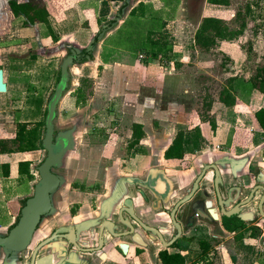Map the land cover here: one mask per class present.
<instances>
[{
    "label": "crops",
    "instance_id": "obj_1",
    "mask_svg": "<svg viewBox=\"0 0 264 264\" xmlns=\"http://www.w3.org/2000/svg\"><path fill=\"white\" fill-rule=\"evenodd\" d=\"M9 1L12 0H0V77L1 83L5 85V91H0V232L16 221L24 207V202L32 195L37 176L36 165L42 153L44 121L27 119V115L21 109L23 103L19 89L25 86L22 94L33 92L38 96L33 102L35 114L36 111H46L47 107L41 95L44 89L40 87H43L42 81L51 78V74L44 69L41 77H38L34 71L35 64L40 61L47 65L62 63L71 53L75 55L73 63L77 66L78 82L74 90L62 95L56 112L58 109L67 111L70 107H79L80 105L76 104L75 91L80 87L81 80H88L91 86L89 88L85 86V92L90 89L88 92L90 94L85 102L94 104L100 102L106 107H99L106 115L99 116L101 114L97 113L98 119L103 120L106 116L109 118L112 114L113 119H129L131 121L129 139L133 138L134 126H139L144 134L145 127L153 121H158L160 126L166 128H176L177 125L182 124V120L188 118L193 126L187 127L183 132L182 156L190 148L204 152L201 158L192 161V165L198 168L219 159L229 160L234 163V172L237 178L239 177L237 183L240 184L242 176L245 177L248 171L250 173L253 169L252 172L259 174L258 178L263 182L261 185H264V131L255 118V113L264 108L263 91L254 89L248 96L236 98L232 107H225L218 98H214L212 102H207L210 103V107L205 109L207 117L205 116L203 121H201L202 116L197 115L195 111L187 114L186 111L172 109L177 103L179 105L177 101L166 102L168 107L163 106L165 105L163 96L165 92L167 93L166 78L181 77L182 67L189 62H197L193 59L197 52L194 38L201 21L204 18L222 20L228 33H233L227 23L234 17L232 4L235 0H228L225 6L213 5L207 0H180L175 3L176 5L174 1L172 5H165V0H14L18 4L32 2L36 3L38 8H44L48 14L47 25L36 21L30 23L23 16L15 17L9 8ZM193 3H197L196 21L185 17L190 16L188 6ZM139 4L147 6V10L160 14L164 11L173 16L172 19L164 20L161 24L160 31L166 35L170 46V50L165 54L160 53L156 57H151L141 49L142 46H138V50L134 51L114 43L113 38L128 20L130 12ZM43 28L44 36L36 34L37 30L42 31ZM145 34L147 36V33ZM180 35L185 38L179 37ZM217 42L216 39L217 45L224 43ZM134 43L141 45L140 42ZM103 50L109 55L107 63L101 60L100 55ZM198 50L209 52L211 49ZM226 53L231 55L232 52ZM79 60L82 62L79 63ZM12 61L15 64L21 62L23 69L11 64ZM24 64L30 66L28 71L24 70ZM48 67L52 71L51 66ZM262 68L264 64L251 78L256 77ZM37 79L40 81L37 82ZM82 89L84 90L83 87ZM177 90L179 91L175 88L170 92L175 93ZM187 91L183 90V93L188 94ZM106 109L113 112L107 114ZM97 111L95 107L94 112ZM164 121L171 123L165 124ZM211 122L214 123V128L211 127ZM18 124H25L27 130L42 124L37 143L39 149L29 152H20L17 149L19 143L15 140ZM175 132V129L170 132L168 141L164 138L166 142L161 151L163 160L166 159L165 152L172 145ZM141 143L142 138L139 140V144ZM246 155L248 157L244 159ZM220 167L223 185L226 188L232 183L230 177L232 170L226 164H220ZM189 172L193 173L192 170ZM175 175L182 180L178 174ZM210 177L209 173L207 178ZM154 180L156 179L153 176H148L147 183L154 185ZM152 192L153 194H149L151 201L146 207L138 205V200H134V207L143 212V217L148 222L155 223L157 217L154 214L158 213V210H154L156 206H152L150 202H158L156 198L158 194L154 190ZM246 192L247 190L243 189L242 193ZM176 200H172L173 203ZM218 223L220 226L217 228L218 234L225 239L221 248L225 249L226 253L223 254L220 263L209 262L206 258L208 254L202 255V243L199 239L187 240L185 244L190 248L185 246L183 248L186 249L181 248L179 252L168 249L164 252L167 255L182 256L184 264H264V232L259 237H251L247 232L240 234L235 227L229 225L222 227L219 216ZM208 229L210 233H214L211 228ZM208 246L210 249L209 244ZM137 248L136 245H130L128 250L124 251L125 257L118 251L108 250V264H163L159 258L161 253L158 254L151 247L137 252ZM218 258L219 255L216 253L212 261ZM102 263L103 261H100L95 264Z\"/></svg>",
    "mask_w": 264,
    "mask_h": 264
},
{
    "label": "rangeland",
    "instance_id": "obj_2",
    "mask_svg": "<svg viewBox=\"0 0 264 264\" xmlns=\"http://www.w3.org/2000/svg\"><path fill=\"white\" fill-rule=\"evenodd\" d=\"M168 1L172 4L171 0ZM196 6L197 3L188 6L190 16L187 15L185 17L193 19L192 21L197 19V13L195 12ZM232 6L234 17L227 24L234 34L227 38L218 39V42H224L223 45H217L215 43L209 52H201L197 48V52L193 56V59L197 62H189V64L182 67L181 77L173 79H170V77L166 78L167 85H165V91L167 93L165 92L163 96L164 107H168L166 102L177 101L179 105L177 103V106H173L172 109L183 110L187 114L195 111L197 115L202 116L201 121H203L204 117H207L205 115L207 102H212L214 98L219 99L223 89H226V87L229 88L231 84H236L235 82L229 83V80L233 78L249 80L256 70L264 64V0H235ZM149 26H151V23L148 20L139 22V20L130 18L122 31L115 35L113 41L115 44L124 45L130 50H138V43H132V39L140 40L145 34L144 30L148 29ZM41 30H37L36 34L44 36V28ZM235 31L239 32L238 35L235 34ZM179 37L182 36L180 35ZM229 51L232 52L231 55L226 53ZM21 52L24 53L25 51ZM11 64L21 67V70L23 69L21 62L17 63L19 64L17 65L12 61ZM60 64V62H56L55 64L51 63L47 65L40 61L34 67L35 74L38 77H41L44 69H47L51 74V78L48 80L46 78V80L42 81L43 87H40L44 89L41 95L43 96V102L46 107L60 79ZM48 66H51L52 71L48 69ZM29 67L28 64H24V70L28 71ZM76 67L72 63L68 68L69 79L67 88L63 93L64 95H67L68 91L74 90L76 87L79 78ZM39 81L37 79V82ZM24 88L25 86L19 89V93L21 94L23 103L21 109L24 110L27 119L44 121L47 109H45L46 111H36L35 114L33 102L38 96L34 95L33 92H25L22 94ZM175 88L179 89V91L177 90V92L171 93L170 90ZM183 90H188V94L183 93ZM88 92H90V89L86 91V101L88 99L87 96L90 94ZM94 106L97 107V112H94ZM99 107L106 108L100 102H95V104L85 102L83 106L80 104L79 107H70L67 111L65 109H58L56 112L54 138L67 133L72 138L71 147L64 153L60 166L53 170L56 175L61 177L60 181L63 183V186L59 189V199L67 198L69 195V198L72 197L70 200L75 198L78 201H83L85 205H91L96 199V196L102 195L104 191L101 189L103 187L99 188L96 182H101V186H103V184H106L117 174V168L120 164H123L126 156H132L130 164H133L135 161H138V153L141 152L145 153L147 158L135 172L132 170L129 171L130 173L128 172L131 177H136L146 165L148 176H154V174L162 172L173 182L168 202H173L172 200L182 197L188 190L189 184L193 179V173L189 172L191 171L192 161L195 158L196 160L201 158L204 152L190 148L188 152L183 154L180 160H163L161 151L162 146L166 142L164 138L168 141L171 136L170 132L173 129L176 131L175 138L177 134H183L187 127L193 126L192 121L188 118L187 120H182V124L177 125L176 128H166L165 126H160L158 121H153L152 124L145 127L146 133L143 134L142 143L138 144L131 151L128 146L131 135L129 133L131 121L129 119H113L111 118L113 114L109 118L106 116L103 120L98 119L97 113L101 114L99 116L106 115L105 111H100L101 108ZM106 111L107 114L113 112L109 109H106ZM163 123L170 124L171 122L164 121ZM43 135L44 126L42 127V138ZM157 138L159 139L157 140ZM247 157L248 155L244 159ZM45 158L46 152L42 149L41 156L36 165L37 176L34 180L35 184L39 180L37 168ZM175 174L182 177V180L177 178ZM71 182H76L77 184H81L82 182L85 185L82 186L83 189H81V192H77V190L73 192L70 188L67 192V184H71ZM61 206L63 207V205ZM212 231L214 233L211 232L210 234L206 233L204 235L209 240L210 245L206 258L209 262L220 263L223 254H226L225 249L221 248L225 239L218 234L217 229L212 228ZM251 237H254V235ZM216 253L219 255L218 260H216L217 262L215 260L212 261Z\"/></svg>",
    "mask_w": 264,
    "mask_h": 264
},
{
    "label": "flooded vegetation",
    "instance_id": "obj_3",
    "mask_svg": "<svg viewBox=\"0 0 264 264\" xmlns=\"http://www.w3.org/2000/svg\"><path fill=\"white\" fill-rule=\"evenodd\" d=\"M132 141L134 139L131 137L128 143L129 147ZM138 144L139 142L130 147V150L132 151ZM138 155V161L133 164H130L132 156H126V160H123V164L117 168V174L103 186H101V182H96L97 186L103 187L101 189L104 191L102 195L96 196L91 205H85L83 201H78L75 198L70 200L72 197L69 198V195L67 198L59 199V189L63 186L61 183L51 196L50 211L40 217L26 250L16 253L0 248V264H95L100 261L108 264V250L118 251L125 257L124 251H127L130 245H136L137 252L151 247L158 254L167 249L179 252L185 246L190 248L185 244L190 239L192 241L199 239L201 245H208L209 240L204 237L206 233L210 234L208 228L217 229L220 227L217 221L212 220V214L210 215L209 209L204 204L208 200L215 202L216 205L218 203L214 188L213 166L219 173L218 189L223 202L229 201V199L230 201L234 200L233 207L250 199L247 204L236 210L237 216L231 219L223 217L217 209L220 225L233 227L235 224L238 226L235 228L239 230L240 234L247 232L249 236L259 237L263 234L264 200L261 205L263 216L259 210L263 194L259 189L253 192L263 182L259 180L257 172H252L253 169L250 173L248 171L245 177L242 176L239 184L237 183L239 177L237 178L234 172L235 166L232 161L219 159L198 168L191 164L190 170L193 171L194 179L189 184L186 193L171 204L168 202V198L173 184L162 172L152 175L156 179L154 185L147 183L146 165V168L143 167L136 177H131L129 171L135 172L147 157L143 152ZM220 164H226L232 170L230 174L232 183L226 188L223 185ZM248 169L250 168L248 167ZM204 170V176L195 193L175 210L177 203L189 195L193 184ZM209 173L211 177L207 178ZM59 178L61 179V177ZM83 185L85 184L82 182L81 184L71 182V184H67L66 190L68 192L70 188L73 192L75 190L81 192ZM243 189L247 190L244 194L242 193ZM152 190L158 194L156 197L158 202H150L152 206H156L153 209L158 210V213L154 214L157 217L155 223L148 222L143 217V212L134 207V200L139 201L138 205L146 207L151 201L149 194H153ZM173 210L175 213L172 218ZM19 218L20 214L9 228L0 232V238L8 235L9 231L18 223ZM144 226L153 228V230H146L143 228ZM163 243L166 245L171 243V245L166 247Z\"/></svg>",
    "mask_w": 264,
    "mask_h": 264
},
{
    "label": "trees",
    "instance_id": "obj_4",
    "mask_svg": "<svg viewBox=\"0 0 264 264\" xmlns=\"http://www.w3.org/2000/svg\"><path fill=\"white\" fill-rule=\"evenodd\" d=\"M178 3L180 0H171ZM165 5L169 4L168 0H165ZM208 3L213 5H227L228 0H207ZM9 8L13 15L23 16L26 21L30 23L39 22L43 24H48L47 17L48 14L44 8H38L36 3L27 2L23 4H18L16 1L12 0L8 2ZM176 5V4H175ZM146 8V9H145ZM145 11H142L144 10ZM174 10V9H173ZM148 11V12H147ZM170 11V10H169ZM171 12V11H170ZM146 16V17H145ZM130 18L136 19L140 21L148 20L151 23V26L148 29L144 30L147 33L145 37L143 36L140 40L132 39L133 42H140L142 46L141 49H144L151 57H156L160 53H166L170 50V46L167 43L166 35L161 33V24L164 20H170L173 16L168 12H154L153 10H147V6L143 4H139L137 8H134L130 14L127 21L124 22L123 27H125ZM225 23L222 20H218L215 18H204L195 34V45L200 50L208 51L215 45L216 39L227 38L228 36H232L234 33H228L227 27L224 25ZM123 27L120 31H122ZM243 28V27H242ZM240 32V31H239ZM239 32H235L238 35ZM96 41V39H95ZM121 45V44H119ZM124 46V45H123ZM126 47V46H124ZM101 60L103 63H107L109 55H106L105 50L101 53ZM83 60V59H82ZM82 60H79L81 63ZM229 83L235 82L236 84L229 85V88L223 89L220 93L219 100L225 105V107H232L235 104L236 98H244L250 94L252 90H259L264 92V68L260 69L254 78H250L249 80L244 79H236L233 78L228 81ZM81 85L75 91L76 96V104H84L86 101V88H89L91 84L88 80H81ZM87 83V84H86ZM84 88V90L82 89ZM210 107V103L206 104L205 108L208 109ZM255 118L259 123V126L264 131V108L260 109L255 113ZM40 125H35L30 130L26 129L25 124L17 125V134L16 140L19 143L17 149L20 152H29L35 151L39 149V145L37 144L40 139ZM211 127L214 128V123L211 122ZM133 139L130 147L137 144L139 140L143 137V132L141 131L139 126H134L133 128ZM182 142H183V134H177L172 142V145L165 152V158L170 160H177L182 158ZM28 165V164H26ZM22 173V172H21ZM235 225V224H234ZM233 227H236L235 225ZM232 227V228H233ZM186 248H183L184 250ZM209 250V246L204 244L202 245V255H206ZM163 264H184V258L180 255H167V253H161L159 255Z\"/></svg>",
    "mask_w": 264,
    "mask_h": 264
},
{
    "label": "water",
    "instance_id": "obj_5",
    "mask_svg": "<svg viewBox=\"0 0 264 264\" xmlns=\"http://www.w3.org/2000/svg\"><path fill=\"white\" fill-rule=\"evenodd\" d=\"M74 56V53H71V55L67 56L61 63L59 82L55 86L54 92L47 104V114L44 120V135L41 140V147L46 152V158L37 168L39 180L34 186L33 195L27 199L25 206L20 212L18 223L9 231L7 236L0 238V248L9 249L16 253L26 250L29 240L40 220V217L46 215L51 209L52 194L57 190L58 187H60L61 179L53 172V170L60 166L64 153L71 147L72 138L68 133L54 138V120L56 117V107L67 88L69 79L68 68L73 63ZM0 91H5V85L1 83V77ZM213 168L215 173L214 188L218 203L216 205L215 202L208 200L204 202V204L209 209L208 211L210 215L212 214V220L214 222H218L217 209L220 211L223 217L231 219L237 216L236 210L239 207L247 204L250 199L236 205L234 204L235 206L233 207L232 205L234 200L230 201L229 199V201L223 202L218 189L219 173L215 166H213ZM204 172L205 170L193 184L189 195L177 203L175 210L177 207L189 200V198L195 193L199 182L204 176ZM258 189L263 194L259 203L260 214L263 216L261 205L264 200V186H258L253 190V192ZM175 210H173L171 213L172 218L174 216ZM143 228L149 231L153 230V228L146 226ZM163 244L166 247L171 245V243L167 245L165 243Z\"/></svg>",
    "mask_w": 264,
    "mask_h": 264
},
{
    "label": "built area",
    "instance_id": "obj_6",
    "mask_svg": "<svg viewBox=\"0 0 264 264\" xmlns=\"http://www.w3.org/2000/svg\"><path fill=\"white\" fill-rule=\"evenodd\" d=\"M142 56H140V58H141Z\"/></svg>",
    "mask_w": 264,
    "mask_h": 264
}]
</instances>
